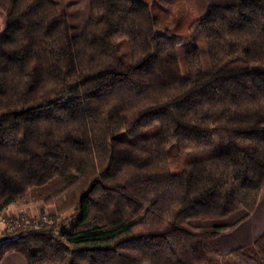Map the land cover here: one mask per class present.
I'll use <instances>...</instances> for the list:
<instances>
[{
	"label": "trees",
	"instance_id": "trees-1",
	"mask_svg": "<svg viewBox=\"0 0 264 264\" xmlns=\"http://www.w3.org/2000/svg\"><path fill=\"white\" fill-rule=\"evenodd\" d=\"M149 1L88 0L72 36L51 0H0V216L73 175L43 223L0 233L15 238L0 263L264 264V232L220 259L212 246L264 191V0H206L200 19L194 0ZM193 38L212 72L194 62L184 78L176 48ZM240 209L231 226L195 224Z\"/></svg>",
	"mask_w": 264,
	"mask_h": 264
},
{
	"label": "rangeland",
	"instance_id": "rangeland-1",
	"mask_svg": "<svg viewBox=\"0 0 264 264\" xmlns=\"http://www.w3.org/2000/svg\"><path fill=\"white\" fill-rule=\"evenodd\" d=\"M51 1L55 3L59 12L66 16L70 29V34L72 36L80 35L84 31L88 21V16H89L88 0H51ZM215 1L227 2L231 0H215ZM194 2L196 6L195 9L196 17L198 19L203 18L207 12L206 0H194ZM149 5L152 6V0L149 1ZM191 17L192 16L190 15L188 17L186 12H183L182 10H179L178 13L175 11L174 14L173 13L170 14L169 21L171 23V32L173 33L174 36L178 38L187 37L188 35L187 27L192 20ZM5 27H6V19L3 15H0V35L4 33ZM176 51L180 59V66L184 78H189L194 75V70L192 68L194 62L197 63L198 68L202 73L210 74L212 72L211 64L207 56L205 46L201 41V38H193L190 39L189 41L182 43L176 48ZM122 55H123L122 56L123 61L128 62L129 52L127 50L126 44H124L122 47ZM242 65L243 63L241 61H234L230 63L226 68H237V67H241ZM72 181H73V175H68L64 178L55 179L42 188L31 190L24 200L15 203L13 207L16 211L24 209L26 213H24L23 216H14L9 213H4L0 216V218L2 216L6 218L11 217L16 222H18L19 219L23 217L26 221L34 220L36 223L40 224L42 221L40 220V218L47 219L53 213L51 209H46L43 206V202L47 198L60 193ZM37 205L40 206L37 210V213L36 211H34V215H33V212L30 211H32L33 208H35ZM243 214H244L243 210L240 209L235 211L226 218L209 220L204 222H196L195 224L201 226H209V227L228 226L235 223L239 219L238 217ZM0 228H4V227L0 224ZM223 236L218 238L222 240L221 242L223 244H227V242H229L232 238V236H226V237ZM218 239L212 241V246L215 255L217 254L216 242L218 243L220 242L218 241ZM225 248H227L228 250L230 247L227 246Z\"/></svg>",
	"mask_w": 264,
	"mask_h": 264
},
{
	"label": "crops",
	"instance_id": "crops-1",
	"mask_svg": "<svg viewBox=\"0 0 264 264\" xmlns=\"http://www.w3.org/2000/svg\"><path fill=\"white\" fill-rule=\"evenodd\" d=\"M14 205L10 206L5 213H9V214H12L14 216H23V214L26 213V211L24 209L16 211L13 208ZM39 206L40 205H37L30 212H33V215H34V211H36V213H37ZM30 216H31V214H30ZM243 216H244V214L239 216L238 218L241 219ZM33 218H31V219H33ZM233 224H231V225H233ZM231 225H228V226H231ZM4 230H5L4 228H0V233L3 232ZM263 232H264V191L260 197L257 208H256L254 214L251 216V218L248 221L241 224L238 228H236L231 233H228L225 236H223V237L232 236L231 240L229 242H227V244H223L221 242L222 240L218 239V241H220V242L219 243L216 242L217 243L216 244V253H217L216 257L220 259L224 255L228 254V252H231V251H234V250H237L240 248L250 247L254 243V241ZM213 241H215V240H213ZM227 246L230 247L228 250H227V248H225ZM0 264H26V263L20 256H18L16 254H9L3 258V260L1 261Z\"/></svg>",
	"mask_w": 264,
	"mask_h": 264
},
{
	"label": "built area",
	"instance_id": "built-area-1",
	"mask_svg": "<svg viewBox=\"0 0 264 264\" xmlns=\"http://www.w3.org/2000/svg\"><path fill=\"white\" fill-rule=\"evenodd\" d=\"M40 220H42L41 223H43V222L45 221L44 218H40ZM18 223H21V224L25 223V219H24L23 217H21V218L19 219V221L16 222V221H15L13 218H11V217L6 218V217L2 216V217L0 218V224L4 227V229H5L7 232H12L13 229L17 226ZM41 223H40V224H41Z\"/></svg>",
	"mask_w": 264,
	"mask_h": 264
},
{
	"label": "water",
	"instance_id": "water-1",
	"mask_svg": "<svg viewBox=\"0 0 264 264\" xmlns=\"http://www.w3.org/2000/svg\"><path fill=\"white\" fill-rule=\"evenodd\" d=\"M11 241H15V238H0V246Z\"/></svg>",
	"mask_w": 264,
	"mask_h": 264
}]
</instances>
